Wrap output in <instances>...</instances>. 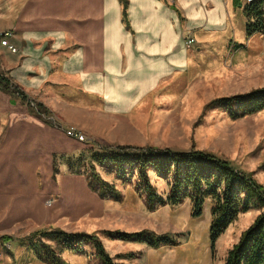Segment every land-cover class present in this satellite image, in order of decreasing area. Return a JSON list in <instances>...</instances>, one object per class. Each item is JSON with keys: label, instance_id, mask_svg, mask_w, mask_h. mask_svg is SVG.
I'll return each instance as SVG.
<instances>
[{"label": "crops", "instance_id": "crops-1", "mask_svg": "<svg viewBox=\"0 0 264 264\" xmlns=\"http://www.w3.org/2000/svg\"><path fill=\"white\" fill-rule=\"evenodd\" d=\"M246 4L127 0L123 17L119 0H3L0 29L13 32L10 41L17 51L0 46V72L41 103L58 125L0 89V237L12 236L10 230L27 220L40 223L50 200L53 209L72 208L76 181L104 201L63 161L57 160L59 170L53 172L54 155L90 149L86 135L75 139L64 131L69 124L82 126L81 115L99 108L106 115H126L162 80L194 77L204 59L215 65L228 59L231 70L242 68L250 55L263 63L264 33L247 31ZM187 36L194 38L189 47ZM259 68L264 78V66ZM132 79L146 84L135 83L129 91L126 81ZM124 88L126 103L115 104L109 96L122 95Z\"/></svg>", "mask_w": 264, "mask_h": 264}, {"label": "rangeland", "instance_id": "rangeland-1", "mask_svg": "<svg viewBox=\"0 0 264 264\" xmlns=\"http://www.w3.org/2000/svg\"><path fill=\"white\" fill-rule=\"evenodd\" d=\"M2 6L3 0H0V9ZM3 31L5 29H0V34ZM206 60L198 64L194 77L177 79L171 76L162 80L126 115H106L99 108L81 115L82 126H65V134L68 135L66 129L74 128L80 134L73 138L83 139L86 135L84 142H89L93 150L104 146L113 148L116 144L206 150L229 159L245 172H251L253 178L264 186V110L233 119L221 106L206 107L218 96L264 85L263 71L259 68L264 66V58L259 64L257 55H250L247 64L237 70L228 68V59L220 65ZM139 82L146 84V80H127L129 91ZM127 94L124 88L122 95L109 98L115 104L124 105ZM96 168L104 179L115 184L122 194V201H98L76 181L78 189L73 193L72 208H59L61 204L53 209L50 200L42 209L40 223L27 220L20 229L10 230L13 233L10 235L20 237L40 228L96 232L117 264H222L228 250L260 211L250 208L240 213L217 238L212 255L208 239L209 199L204 203L202 214L196 218L191 217L188 199L150 211L145 206L143 194L135 189L134 177L124 183L108 169ZM150 179L159 192L167 191L168 179L153 172H150ZM104 229L151 230L159 235L173 236L178 244L151 247L144 242L111 239L101 233ZM85 250V253L65 251L61 255L67 264H99L89 245H85ZM13 253L15 256L0 245V264H46L31 260L23 248H16Z\"/></svg>", "mask_w": 264, "mask_h": 264}, {"label": "trees", "instance_id": "trees-1", "mask_svg": "<svg viewBox=\"0 0 264 264\" xmlns=\"http://www.w3.org/2000/svg\"><path fill=\"white\" fill-rule=\"evenodd\" d=\"M123 6V17L127 0H119ZM248 32L264 33V0H252L244 6ZM0 89L9 95L20 97L37 116L45 118V107L36 102L37 110L30 105L31 98L20 85L5 72H0ZM221 106L233 119L264 110V86L244 93L217 97L206 107ZM34 111H33V109ZM53 172L59 170L63 161L71 173L82 174L88 187L102 199L122 201V194L114 183L104 179L96 166L113 172L122 182L135 178L134 186L143 194L144 203L152 211L164 205H177L190 201L191 217H199L206 200L211 201L208 239L211 254L215 253V242L240 213L250 208L259 209L251 224L240 234L228 250L222 264H264V186L258 183L251 172H245L232 162L209 151L190 147L173 150L155 146L117 145L89 149L78 154L54 155ZM59 159V162L57 161ZM150 172L168 179L167 191L159 192L150 179ZM111 239L144 242L151 247L177 245L169 234H156L151 230L122 231L102 230ZM9 246L6 247L5 244ZM0 245L15 256L16 248L24 249L26 256L46 264H67L62 253H85V245L92 249L99 264H117L111 257L96 232H66L58 228H40L20 237L2 235Z\"/></svg>", "mask_w": 264, "mask_h": 264}, {"label": "built area", "instance_id": "built-area-1", "mask_svg": "<svg viewBox=\"0 0 264 264\" xmlns=\"http://www.w3.org/2000/svg\"><path fill=\"white\" fill-rule=\"evenodd\" d=\"M246 3H250L252 0H245ZM14 36L13 32L11 30H5L0 34V45L6 47L10 52L14 53L17 51V47L10 41V39ZM194 42V38L188 36L185 40V44L187 47H189L190 45H192V43ZM30 100V105L33 106V108L35 110H37L36 107V103L33 99H29ZM44 117H46L47 119H50L51 121H53V117L51 116H45L43 114ZM55 123V122H54ZM66 133L71 136V137H78V131H76L74 128H68L66 129ZM80 134V133H79Z\"/></svg>", "mask_w": 264, "mask_h": 264}]
</instances>
